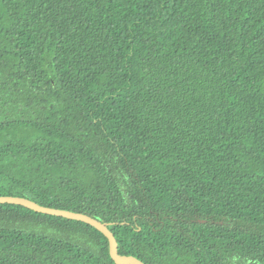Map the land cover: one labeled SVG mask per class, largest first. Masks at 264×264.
<instances>
[{"label": "trees", "instance_id": "obj_1", "mask_svg": "<svg viewBox=\"0 0 264 264\" xmlns=\"http://www.w3.org/2000/svg\"><path fill=\"white\" fill-rule=\"evenodd\" d=\"M0 196L145 264H264V0H0ZM0 264L115 262L0 204Z\"/></svg>", "mask_w": 264, "mask_h": 264}, {"label": "water", "instance_id": "obj_2", "mask_svg": "<svg viewBox=\"0 0 264 264\" xmlns=\"http://www.w3.org/2000/svg\"><path fill=\"white\" fill-rule=\"evenodd\" d=\"M0 204L20 205L38 213L63 217L66 219L81 221L89 224L100 231L102 234H104L105 237L109 240L110 256L115 264H145L143 261L134 256H126L120 254L118 249V242L113 232L109 229V224L95 219L94 217H91L87 214L42 206L35 201L24 197L0 196Z\"/></svg>", "mask_w": 264, "mask_h": 264}]
</instances>
